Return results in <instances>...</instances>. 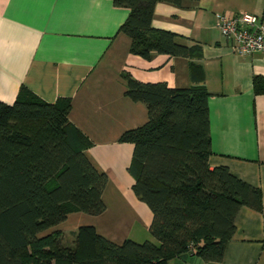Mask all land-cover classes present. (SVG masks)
<instances>
[{"label": "trees", "instance_id": "obj_1", "mask_svg": "<svg viewBox=\"0 0 264 264\" xmlns=\"http://www.w3.org/2000/svg\"><path fill=\"white\" fill-rule=\"evenodd\" d=\"M157 1L195 0H112L128 9L118 27L130 39L128 51L145 58L199 53V44L152 25ZM189 74L191 84L169 86L121 71L124 94L147 110L143 123L119 136L133 144L131 187L152 212L153 238L141 241H114L91 224L63 241L56 226L69 212L105 209L107 174L85 152L92 141L69 120V96L47 101L21 85L13 102L0 100V264H166L183 253L222 258L237 210H261L262 192L226 164H210V92L200 64L189 62ZM252 89L264 93V75L253 76Z\"/></svg>", "mask_w": 264, "mask_h": 264}, {"label": "crops", "instance_id": "obj_2", "mask_svg": "<svg viewBox=\"0 0 264 264\" xmlns=\"http://www.w3.org/2000/svg\"><path fill=\"white\" fill-rule=\"evenodd\" d=\"M244 11L264 24V0L157 1L152 25L201 50L191 57L153 52L145 58L128 51L130 39L118 31L128 9L112 0H0V100L13 102L21 85L47 101L69 96V120L92 141L85 152L107 174L105 209L69 212L56 226L63 241L72 242L82 224L117 242L153 238L152 212L131 187L133 144L119 140L125 129L147 119V110L124 94L121 71L141 81L186 86L192 61L201 65L210 92L209 162L226 164L260 187L262 208L239 207L219 261L183 253L166 264H264V93L252 89L253 76L264 75V51L233 52L216 26L218 14Z\"/></svg>", "mask_w": 264, "mask_h": 264}, {"label": "built area", "instance_id": "obj_3", "mask_svg": "<svg viewBox=\"0 0 264 264\" xmlns=\"http://www.w3.org/2000/svg\"><path fill=\"white\" fill-rule=\"evenodd\" d=\"M216 26L229 40L233 52L264 51V24L259 15L247 11L235 15L218 14Z\"/></svg>", "mask_w": 264, "mask_h": 264}, {"label": "rangeland", "instance_id": "obj_4", "mask_svg": "<svg viewBox=\"0 0 264 264\" xmlns=\"http://www.w3.org/2000/svg\"><path fill=\"white\" fill-rule=\"evenodd\" d=\"M145 238H143V239H140V240H138V241H141V240H144Z\"/></svg>", "mask_w": 264, "mask_h": 264}]
</instances>
